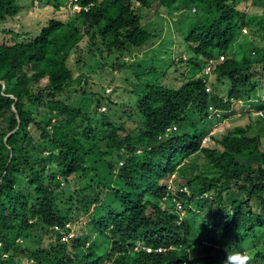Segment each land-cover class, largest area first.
Masks as SVG:
<instances>
[{
	"label": "trees",
	"instance_id": "1",
	"mask_svg": "<svg viewBox=\"0 0 264 264\" xmlns=\"http://www.w3.org/2000/svg\"><path fill=\"white\" fill-rule=\"evenodd\" d=\"M67 2L80 10L65 20L50 18L35 34L0 29V264H20L23 258L32 264H223L231 253L247 257V264H264L259 135L248 134L247 123L230 126L221 136L209 134L210 110L233 113L230 98L246 97V82L253 88L251 76L264 65V45L245 36L241 44L253 43L255 57L243 55L222 73L215 69L212 81L203 74L211 58L208 17L221 24L222 34L228 28L224 21L234 23L226 43L242 28L264 42V0L261 14L244 10L246 0H45L43 5L59 10ZM160 7L172 16L161 42L173 51L181 48L186 58L175 59L169 50L164 61H156V49L158 55L143 63L126 62L133 49L164 32ZM22 8L19 0H0L1 26ZM73 53L90 72L112 61L110 67L125 77L120 83L111 74L100 86L92 81L76 90L67 64ZM172 77L180 83L168 81ZM124 87L132 97L130 119L114 122L105 106L121 103ZM34 151L37 161L30 160ZM197 152L207 158L209 172L170 182L178 164ZM19 168L27 175V192L16 183ZM85 216L88 227L61 241L54 227L68 231L67 223ZM31 233L50 234L53 241L22 248L18 237Z\"/></svg>",
	"mask_w": 264,
	"mask_h": 264
},
{
	"label": "rangeland",
	"instance_id": "2",
	"mask_svg": "<svg viewBox=\"0 0 264 264\" xmlns=\"http://www.w3.org/2000/svg\"><path fill=\"white\" fill-rule=\"evenodd\" d=\"M19 2L22 3V5H23L22 9L23 10L15 18L8 19V20L4 21V23L2 24L3 26H1V24H0V29L6 27V29H8V30L14 29L15 31H18V32L24 30V31H28V33L35 34V33H37L38 29L40 28L41 23L47 22V20H49L50 18H58L60 20H65L72 12H74L72 10V7L69 5L68 2H67V5L62 6L59 10H55L53 7H51L47 4L43 5L45 0H19ZM242 5H244V10H246L248 12H257L259 14H261L263 12L262 0H246V2L243 3ZM77 10H78V8L75 11H77ZM159 16L164 18L163 19L164 22L161 23V29L164 31L168 27V24H169L168 20L172 19V16H169L168 14L165 13L164 7L159 8ZM166 22H168V23H166ZM243 33L246 34L249 39L255 38V41L261 47L264 45V42H262V40L259 38V36L258 35L253 36L252 32L249 29H247V31H245ZM166 34H167V32L164 31L161 34H159L157 37H155L152 40V42L150 44L146 45L145 47H142L139 49H133L131 51L130 56L124 57L125 61L128 63L133 62L134 65L136 66V64H135L136 60H138L140 63H143V61L148 60L149 58H151V56L156 57L158 55V53L154 51L156 49H158V52L160 53V55H158V57L156 58V61H158V58H161L164 61V59H165L164 53L166 54L167 51L169 52V50H170L172 55L176 54L175 59H180L182 57L185 58L186 56L184 55V53L180 51L181 48L177 49L176 51H173V47H170L169 43L165 44L163 41L161 42L162 37H164ZM1 37H3V36H1ZM4 38L7 40L10 37L5 35ZM1 41H2V38H1ZM252 45H253V43H251L249 41L246 43L247 47H250ZM168 56H170V54ZM168 56H167V58H169ZM77 58H83V57L79 53H77V54L73 53L67 62L68 66L72 69L74 79H75V82L72 85V87H74L76 90L79 88V84L82 87L85 83H86V85L88 83L87 86H89L92 81L97 82L98 83L97 85L100 86V84H101L100 81L105 79L106 77H109L111 74L114 75L115 77H117L118 78L117 81H119L120 83H121L123 77H125L123 71H120L118 68L113 69L110 67L109 64L112 62V61L109 62L110 60H108L109 64H107L105 68H103L101 70L99 68H97L95 70V72H92V71L90 72L85 66H84V68H82L81 65L76 63ZM97 74H99L100 76L97 77ZM172 79H175V80H172ZM169 80H172L173 82L180 83V80L177 77L169 78L168 81ZM165 82H167V81L165 80ZM130 84L131 85H137L138 83L136 81H133ZM126 85H128V84H126ZM99 86H98V88H99ZM106 87H108L109 90L111 89V91H112V89H114L113 85H107ZM125 89L126 88L124 87L120 91L121 98H122L121 103L117 104V106L116 105H110L111 109L108 108L109 106L104 105L105 111L109 112V115L112 117L114 122H119V121H124V120L129 121V119H130V117H129V115H127V113L129 112L128 102L132 97H129V93L123 92ZM256 92L254 91L253 94ZM74 95H77L76 92L71 91V99L72 100H74ZM249 97L250 96H246V97L242 98L238 102L240 104L241 108L239 109V107L237 105H235L234 113L231 115H228L227 117H225L224 119H222L219 122L218 121H216L215 123L212 122L213 121V118H212L213 115L211 113L209 117L211 118L210 124L212 126H211L209 134H215L217 136H221L223 133L226 132V130L230 124H233V125L243 124V125H245V123H248V124L250 123L251 124V129H250L251 134H257L259 131L261 132V134H262L261 149L264 151V117H256L254 110H256L257 108L253 107L251 105L250 100L252 98H249ZM258 98L261 100L260 104L264 110V96H263V98H260L258 95ZM244 105H246L248 107H243ZM104 106H102L101 108H103ZM251 108L254 109L252 112L249 111V109H251ZM248 111H249V115H248ZM128 124H130V122H128ZM248 134H249V132H248ZM252 136H255V135H252ZM204 140H207V135L205 136ZM42 144L44 146L47 145V143H45V142H42ZM37 145H38V142H37ZM100 146L102 147L101 144H100ZM43 152H44V150H43ZM38 159H39L38 158V151H34L32 153L30 160L31 161H37ZM239 161L244 162V160H239ZM210 166L211 165H210V163H208L207 158H205L202 153L197 152L195 154L190 155L183 162L178 164L176 173L173 176H171L170 182L173 179L176 181L180 180L178 178H180V176H182V175H184L186 177H190L191 175H197V174H199L200 170L202 171V173L207 174L209 172ZM26 179H27V175L25 174V172L21 168H19L17 173L15 174V180H16V183L22 187V190L24 192H27L23 188V186H25ZM205 206H207V204H205L204 207ZM207 210H208L207 207H205L204 210L202 211L203 212L202 214L205 215L207 213ZM196 211H199V210H196ZM89 223H90V218L88 216L79 217L76 221L72 222L71 224L69 223L70 227H69V225H67L66 227L69 229V232L72 234L71 237H73V235L75 234V231L77 232L79 229L81 230V228L83 226L86 229L88 227ZM62 232H64V231H62V230L59 231V233H61V234H62ZM89 234H92V238H98V233H96V232L92 233L90 231ZM71 237L68 236L65 239H61V241H68ZM17 241L22 244V248H24L25 246H28L29 248H31V247L39 248V247H43L45 245L49 246V243H51L53 241V237L50 236V234H47V236H43L42 233H31L30 236H28L26 239H24V238L22 239V237H18ZM26 263L32 264L34 262H32L31 260L29 262H27L24 258L21 259L20 264H26ZM105 264H108V263H105Z\"/></svg>",
	"mask_w": 264,
	"mask_h": 264
},
{
	"label": "clouds",
	"instance_id": "3",
	"mask_svg": "<svg viewBox=\"0 0 264 264\" xmlns=\"http://www.w3.org/2000/svg\"><path fill=\"white\" fill-rule=\"evenodd\" d=\"M73 6H74V4L72 5V10L75 11ZM77 6L79 7V10H80V6L79 5H77ZM250 13H254V12H250ZM246 15H248V14L246 13ZM220 19L221 20H227V18H223V17L220 18ZM208 21L210 23V29H209V32H208V42H209V47H210L209 54L211 55V58L208 59L207 64H206L205 68L203 69V74L207 75L209 77V80L212 81V80H214V76H215L214 70L215 69H220L221 73H222V70H227L233 63H236L239 59H242L243 55H247L249 57V54H250V56L252 54L255 57V53H254V51L252 49H250V47L246 46V42H244L243 45L241 44L243 38H245V36H247L243 32L247 31L248 28L247 29L246 28H242L241 31H238L236 33L235 41L226 43L225 42V37L232 31V29L234 27V23L224 21V25H227L228 28H227L226 32L224 34H222L221 33V24L216 23V21H217L216 19L212 18L211 15H210L208 17ZM220 37L223 38L225 43L221 42ZM238 44H241L242 46H240ZM185 58H183V59H185ZM253 59H254V64H255L257 59L256 58H253ZM227 60H229V62H226ZM254 64H252V66ZM259 66L261 68H263V70H264V65H262V64H260V65L258 64L257 65V69H258L257 72H255L251 76V79L255 80V83H252L253 88L250 89L249 83L246 82L247 87L249 88V89L246 90L247 91L246 92V96H250L249 98H252L250 100V103H251V105L253 107L257 108L256 110L251 108V109H249V111L252 112L254 110V113H255L256 117H264V110H263V108H262V106L260 104L261 100L258 98V95H259L260 98H263V96H264V71H261ZM205 90L207 92L211 91L210 86L207 85ZM254 91L255 92L257 91V92L253 94ZM224 94H225L224 98L227 99L228 98V92H226ZM240 100H241V98H239V99L230 98V101L232 103L233 109L235 108V105H237L239 107V109L241 108L240 104L238 103ZM243 107H248V106L244 105ZM210 111L212 112V115L216 116L215 122L216 121L219 122L222 119H224L225 117H227L228 115H231V114L234 113L233 112V113H230V114L222 115L220 110H216L214 108H212V110H210ZM249 111H248V115H249ZM215 122L213 120V123H215ZM230 126H234V125L230 124L229 127ZM250 129H251V126H250ZM250 129H249V134H251L250 133ZM251 135H255V136L259 135L258 137H259L260 141L262 139V134H261L260 131L257 134H251ZM204 138H203V142H206L208 140V136H207V140H204ZM260 145H261V143H260ZM262 152H264V151L262 150ZM239 160H244V159L240 158ZM240 163L244 164L245 160H244V162H240ZM248 164H249V162L246 165H248ZM262 191L263 192H262L261 195L264 198V187H263ZM252 196H255V195L251 194L250 196H248L245 199H251ZM257 213H260V212H257ZM64 233L67 234V233H70V232L68 230V231H64ZM60 239H61V237H60ZM249 240H250V236L248 238L247 243L242 246L243 247V253H244L245 250L248 251ZM260 241L261 240L257 239L258 244L260 243ZM148 248L150 250V247H148ZM156 250H159V249H156ZM223 264H247V257L241 256L238 253L227 254L225 256L224 260H223Z\"/></svg>",
	"mask_w": 264,
	"mask_h": 264
},
{
	"label": "built area",
	"instance_id": "4",
	"mask_svg": "<svg viewBox=\"0 0 264 264\" xmlns=\"http://www.w3.org/2000/svg\"><path fill=\"white\" fill-rule=\"evenodd\" d=\"M73 8L76 10L77 8H78V10H79V7L77 6V5H75V6H73ZM77 10V11H78ZM67 225H69V223H67ZM66 225V226H67ZM56 230H59V231H61V229H60V227H58V226H56V227H54ZM68 236H72V234L71 233H64V232H62V235H61V239H65L66 237H68Z\"/></svg>",
	"mask_w": 264,
	"mask_h": 264
}]
</instances>
